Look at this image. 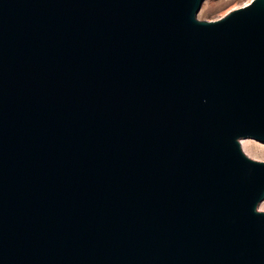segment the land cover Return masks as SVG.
I'll use <instances>...</instances> for the list:
<instances>
[{
	"label": "water",
	"instance_id": "water-1",
	"mask_svg": "<svg viewBox=\"0 0 264 264\" xmlns=\"http://www.w3.org/2000/svg\"><path fill=\"white\" fill-rule=\"evenodd\" d=\"M0 0V264H264V0Z\"/></svg>",
	"mask_w": 264,
	"mask_h": 264
},
{
	"label": "rangeland",
	"instance_id": "rangeland-1",
	"mask_svg": "<svg viewBox=\"0 0 264 264\" xmlns=\"http://www.w3.org/2000/svg\"><path fill=\"white\" fill-rule=\"evenodd\" d=\"M251 0H204L197 13L201 20H216L226 15L231 10L241 7ZM243 152L254 160L264 161V146H260L257 140L244 138ZM258 210L264 211V199L258 204Z\"/></svg>",
	"mask_w": 264,
	"mask_h": 264
},
{
	"label": "bare ground",
	"instance_id": "bare-ground-1",
	"mask_svg": "<svg viewBox=\"0 0 264 264\" xmlns=\"http://www.w3.org/2000/svg\"><path fill=\"white\" fill-rule=\"evenodd\" d=\"M249 2H250V1H249ZM249 2H248V3H249ZM248 3H246V4H248ZM246 4H244V5H246ZM257 143L260 144V146H262V147L264 146V143H263V142H259V141H257ZM240 145H241V148L244 150V146L246 145V144H245V140H244V138L240 139Z\"/></svg>",
	"mask_w": 264,
	"mask_h": 264
}]
</instances>
